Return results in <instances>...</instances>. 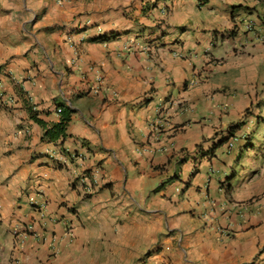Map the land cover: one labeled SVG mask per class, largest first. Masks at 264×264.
Segmentation results:
<instances>
[{"label": "crops", "instance_id": "0c3cea01", "mask_svg": "<svg viewBox=\"0 0 264 264\" xmlns=\"http://www.w3.org/2000/svg\"><path fill=\"white\" fill-rule=\"evenodd\" d=\"M251 17L264 0H0V264H84L126 236L146 264H264V205L233 207L263 193L264 40L230 32ZM29 222L42 238L18 241Z\"/></svg>", "mask_w": 264, "mask_h": 264}, {"label": "built area", "instance_id": "2783aa9c", "mask_svg": "<svg viewBox=\"0 0 264 264\" xmlns=\"http://www.w3.org/2000/svg\"><path fill=\"white\" fill-rule=\"evenodd\" d=\"M98 31L101 33V32H103V29L101 27H99ZM230 32H238L239 34L253 33L255 35V37H258L259 39L264 40V18H262L260 20H256L255 18L251 17L245 21L242 20L240 23L233 26V29ZM225 33L228 35L227 31ZM221 39L222 38L218 37L216 39V44H218L219 41H221ZM136 40L137 39H134L133 41H130V40L128 41L130 43V46H129L130 48L133 47L132 46L133 44L136 47L138 46V43H140V42H136ZM209 62L211 64H216L217 60L216 59H210ZM194 83H196V82H194ZM57 112L61 113L62 109L58 108ZM73 156H74L73 158H75V159H85V155L82 153H79V154L77 153ZM50 157L55 159L56 161H58L62 167L67 166V164L69 162H71L70 161L71 159L69 160V158L67 156H65L63 153L58 155L52 151ZM85 173L89 177V179H91L93 182H95L97 184L99 181L98 179H99L100 174H101V169H100V167L95 166L92 169L87 170ZM87 179L83 178L82 183ZM84 191L87 195H92L95 191V188L91 185H88L84 188ZM32 204L36 205L40 212H43L42 210L45 207V204L42 201H39L37 198H33ZM233 207L239 209V211H238L239 218H241V219L245 218L246 213H247L246 208L248 207V203H246V202L234 203ZM11 232H12L13 236L20 242H25L26 239L31 238V237H33L35 239L42 238V233L39 231L37 225L34 222H29V223H25V224H18V225H16V227L14 229H12ZM222 232L225 233L226 229H222ZM226 235H229V234L226 233Z\"/></svg>", "mask_w": 264, "mask_h": 264}, {"label": "rangeland", "instance_id": "374dc122", "mask_svg": "<svg viewBox=\"0 0 264 264\" xmlns=\"http://www.w3.org/2000/svg\"><path fill=\"white\" fill-rule=\"evenodd\" d=\"M135 38L138 39L139 37ZM246 136L250 135L246 134ZM252 146L253 147H251V149H257V151L260 153L262 158L260 160V164L263 167L260 168L257 175L252 176V180H254L255 183L251 184L255 185L256 182L260 184L261 188L263 189V193L259 196L250 198L246 203H249L250 205H264V203H262V200L264 199V140H262V143H259L258 147H254V145ZM123 239H125V242L123 241L125 244L118 243L117 241H109L108 246L105 248L106 250L100 251V257L90 256L88 260H84V264H87L88 261L89 264H146V258L149 256L148 253H145L146 255L144 254L143 257L138 258V256L141 255L139 252L142 250V246L144 245H140L139 243H130L131 237L128 238L126 236V238L124 237ZM112 246L116 247V249H112Z\"/></svg>", "mask_w": 264, "mask_h": 264}, {"label": "trees", "instance_id": "16d2710c", "mask_svg": "<svg viewBox=\"0 0 264 264\" xmlns=\"http://www.w3.org/2000/svg\"><path fill=\"white\" fill-rule=\"evenodd\" d=\"M202 3H205V2H202ZM71 113L72 111L67 108V109H64L62 111V121L59 123V124H56L54 126V130H47L46 131V134L47 135H51V139L52 140H57L59 139L60 137V134H63L62 137L65 138V127H66V124L70 121L71 119ZM240 128V124H235L234 126H231L230 129L228 130V136L226 137V139H221V141L218 143V145L216 147H219L220 145L224 144L225 142H227L234 134H235V131L237 129ZM46 129V127H45ZM216 149V148H215Z\"/></svg>", "mask_w": 264, "mask_h": 264}]
</instances>
